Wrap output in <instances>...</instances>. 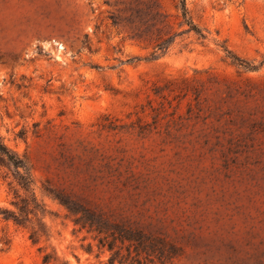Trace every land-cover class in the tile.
<instances>
[{
	"label": "rangeland",
	"instance_id": "374dc122",
	"mask_svg": "<svg viewBox=\"0 0 264 264\" xmlns=\"http://www.w3.org/2000/svg\"><path fill=\"white\" fill-rule=\"evenodd\" d=\"M177 3L0 0V137L29 159L50 231L34 244L0 215V264H109L115 226L157 246L115 233L124 264H264V0H187L204 42L180 34ZM159 36L174 41L151 60ZM44 184L111 231L76 225Z\"/></svg>",
	"mask_w": 264,
	"mask_h": 264
},
{
	"label": "trees",
	"instance_id": "16d2710c",
	"mask_svg": "<svg viewBox=\"0 0 264 264\" xmlns=\"http://www.w3.org/2000/svg\"><path fill=\"white\" fill-rule=\"evenodd\" d=\"M148 12L153 13L154 7L151 4L147 5ZM175 8L179 14L180 23L179 28L187 27L180 34L194 32L198 40L206 41L208 36L203 29L198 27L194 23L191 13L188 9L187 0H178L175 4ZM158 14V13H156ZM145 25L148 21H144ZM177 35H175L176 37ZM174 41L173 36L163 38L159 36L156 40L155 51L151 60H156L164 51L169 48L170 44ZM227 57L232 60V65H239V60L227 51ZM256 69V68H252ZM0 167L6 170L4 179H10L13 177V181L9 183L10 189L14 193V199L11 201V205L15 208V211L8 209L0 210V215L6 220L13 221L18 227L27 229L30 233L29 238L34 244H39L42 240L50 239V231L45 223V217L49 213L45 204L38 198L35 189V179L32 173V166L29 159L24 156L21 157L14 151H12L0 137ZM42 192L44 195L51 199L58 201L65 206L71 215L78 216L80 218L74 219L76 225L82 228H89L90 231H97L99 234H108L111 231V224L108 221L103 220L98 215L87 211L80 203L72 200L68 194L64 191L52 190L43 185ZM114 234H119L122 241H135L138 246L137 249H142L149 253L155 251L157 248L155 238H152L142 231L130 228H124L123 226H115ZM111 235L112 240L108 244L109 251L112 252V256L109 259V264H124V259L121 258V254L116 250L117 238ZM101 247H105L103 239L100 240ZM41 253H44V249H39ZM44 264H70L68 261L61 259L55 251L46 253L43 256Z\"/></svg>",
	"mask_w": 264,
	"mask_h": 264
}]
</instances>
